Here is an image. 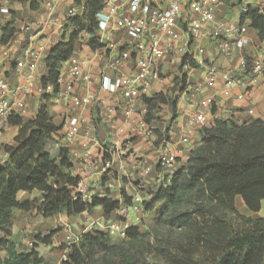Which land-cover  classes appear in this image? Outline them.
Here are the masks:
<instances>
[{"label":"trees","instance_id":"16d2710c","mask_svg":"<svg viewBox=\"0 0 264 264\" xmlns=\"http://www.w3.org/2000/svg\"><path fill=\"white\" fill-rule=\"evenodd\" d=\"M73 2L83 9L68 22L73 32L67 42L53 45L44 59L47 74L40 82L44 90L52 85L54 93L58 92L61 66L73 55L81 35L90 37L87 44L91 50L102 47L95 33L105 0ZM246 20L263 40L264 14L247 7L240 22ZM1 31V43L13 39L11 24ZM187 58L183 57V64L193 66ZM249 66L247 61L246 68ZM48 99V95L42 96L33 120H8L18 131L16 147L1 148L5 158H0V264H45L35 249L19 251L11 240L15 211L27 213L36 208L48 219L72 218L100 208L107 221L120 207L130 205L123 190L118 200L104 196L85 202L75 194L79 178L72 175L67 150L54 149L58 128L49 115ZM143 102L145 120L150 122L158 107L170 100L168 94L160 93L144 97ZM199 133V143L186 161L170 177H162L153 195L144 200L139 225L128 228L125 242L114 246L106 232L86 234L71 246L62 264H264V216L247 217L236 209L240 200L248 212L257 214L264 201V122L236 125L224 120ZM20 193L35 200H18ZM39 241L49 244L48 237Z\"/></svg>","mask_w":264,"mask_h":264},{"label":"crops","instance_id":"0c3cea01","mask_svg":"<svg viewBox=\"0 0 264 264\" xmlns=\"http://www.w3.org/2000/svg\"><path fill=\"white\" fill-rule=\"evenodd\" d=\"M86 0H83L85 3ZM116 4L117 13L126 14L127 9L121 4ZM174 0H151L159 7L164 8ZM176 1V0H175ZM181 4V15L175 26V49L171 55L157 62L160 80L148 86L146 98L156 94H168L170 103L160 105L153 113L154 119L150 122L145 120L147 109L143 98L134 101L133 105L126 102L120 93V81L116 71L109 68L113 60H117L118 70L129 75L133 72L135 52L128 45L125 34L114 26V22L106 23L104 28L98 27L95 37L102 47L91 50L88 46L89 36L81 35L75 43L73 55L61 66L60 75L65 82L70 81L68 72L71 68L70 59L77 60L82 73L90 74L92 84L86 86L81 81H76L69 98L66 101L59 100L58 92L45 91L40 79L45 77L47 71L42 62L37 65V79L33 92L23 100V108L11 116L10 121L21 120L28 122L33 120L39 110L40 101L44 94L49 96L47 107L54 125L58 128L53 136L54 149L61 145L65 134L66 125L71 126L76 137L72 148L79 153L88 151L86 167L82 162L72 161V175L83 180L87 192L93 197L102 198L107 196L112 200H118L123 190L131 200L137 193L146 200L156 191L162 180L158 172L156 162L162 148V144L168 138V142L176 156V166L183 164L189 152L195 148L200 140V131L192 130L188 135V143L181 142V135L186 121L197 110L201 100H208L212 111L221 119L229 120L236 125L252 120L264 122V76L257 78L252 89L247 95L241 88H225L224 82L227 77L247 75V69L241 64L249 61L254 56L260 44L257 32L250 27V21L243 24L248 26L246 46L236 45L232 56L222 57L217 52L213 41V34L218 21L228 22L238 20L247 7L257 8L250 0H236L230 3L218 5L213 10V21L205 24L197 38L190 39L187 35V22L189 20L188 0H177ZM53 6L52 9L49 7ZM74 6L73 0H0V80H4L9 86H21L24 82L21 71L16 68V63L22 62L25 67L33 65L32 61L23 55V49L27 44V36L22 32L25 24L36 21L40 16L50 17L53 23L42 32L41 37L55 45L58 42H67L73 28L65 22V11ZM80 8L78 16L82 14ZM106 14H112L106 9ZM264 14V10L262 11ZM11 24L15 30L14 37L7 43H1L2 29ZM107 44L115 45L114 49H107ZM188 44L190 54L186 55L193 66L183 64L178 48ZM199 50H203L201 55ZM127 52L128 58H123ZM48 53L44 56H46ZM197 59H202L204 65H199ZM213 68L216 73V83H207L208 70ZM108 77L113 86L112 91L101 89V78ZM202 85L200 93L193 92L194 87ZM64 88L60 87L59 91ZM87 97L95 100L97 105H80L82 98ZM152 127L151 134L148 128ZM18 127L0 120V143L2 146L16 147L14 138ZM95 138L96 142H92ZM0 146V148L2 147ZM114 148L115 154L109 169V176H104L102 157L107 149ZM122 152L121 156L116 153ZM2 153V152H1ZM54 153V152H53ZM135 159H139L145 166L151 167V173L147 176H139L132 170ZM109 180L113 187L108 189L105 182ZM18 200H24L25 194ZM240 201V200H237ZM264 202V201H263ZM240 203H242L240 201ZM243 205V204H242ZM244 207V206H243ZM250 217L264 216V210L260 209L257 214L248 212ZM102 220V210H94ZM82 215V214H81ZM114 212L109 220L117 217ZM142 214L129 212L127 222L129 227L138 226ZM91 225V224H90ZM93 225V224H92ZM101 227V224H98ZM83 233L85 230H82ZM70 238V237H68Z\"/></svg>","mask_w":264,"mask_h":264},{"label":"built area","instance_id":"2783aa9c","mask_svg":"<svg viewBox=\"0 0 264 264\" xmlns=\"http://www.w3.org/2000/svg\"><path fill=\"white\" fill-rule=\"evenodd\" d=\"M257 9L262 12L264 10V0H250ZM120 4V0H105V5L97 17L98 27L104 28L106 23L114 22V26L119 31L123 32L127 38L128 45L135 52L134 70L131 74L125 75L118 70L117 60H113L109 68L116 71L117 77L120 81V93L122 98L133 105L137 99L144 98L147 95L148 86L160 80V72L157 62L169 57L175 49V26L181 15V4L179 1H171L164 8L155 6L151 0H124L121 2L127 9L126 14L117 13L116 4ZM224 4L223 0H188L189 20L187 22V35L192 40L197 38L202 27L212 22L213 10L216 6ZM50 9L53 6L49 7ZM106 9H110L112 14H106ZM80 8L72 6L65 11V22L68 24L69 20L78 16ZM247 8L243 10L245 13ZM53 20L46 16H40L38 20L25 24L22 32L27 36V44L23 49V55L30 59L33 65L25 67L22 62L16 63V68L21 71L23 84L21 86L11 87L4 80H0V120L8 123L12 115L19 112L23 108V100L30 96L37 79V65L44 62V56L50 51L52 45L45 41L41 35L47 29ZM248 26L240 22V19L234 21H218L216 23L213 41L216 44L217 52L220 56L229 58L232 56L236 45L246 46ZM107 49H114L115 45L107 44ZM178 53L181 56L191 55L188 44L178 48ZM203 50H199L201 55ZM194 55V53H192ZM191 55V56H192ZM129 54L125 52L123 58H128ZM199 65H204L202 59L196 60ZM71 68L68 72L70 81L65 82L61 75L57 79L58 98L66 101L72 91L76 81H81L86 86L92 84V78L88 73H82L79 67L80 63L75 59H70ZM246 68V61L241 63ZM247 69V68H246ZM247 75L237 77H227L224 82L225 88H241L244 94L247 95L252 89L257 78L264 76V39L258 45L254 56L250 59V66L247 69ZM207 83L214 85L216 83V73L213 68H209ZM63 87L61 92L59 88ZM53 86L48 84L45 91L52 90ZM101 89L104 91H112L113 86L111 80L103 76L101 78ZM202 85L194 87L195 94L200 93ZM264 92V88H263ZM80 105L92 106L97 105L95 100H90L84 97L80 101ZM224 121L219 118L211 108L208 100H201L198 104L197 110L189 115L185 127L181 135V142L186 145L188 143V135L192 130L201 131L214 126L217 122ZM153 131L152 127L148 128L149 134ZM75 130L66 125L65 134L61 145L67 150L70 161L74 163L87 164L89 152H77L72 148L75 140ZM92 142H96L95 138H91ZM115 149H107L105 155L102 157V166L104 169V176H109V169L113 162ZM122 152L116 153L121 156ZM5 158V155L3 156ZM82 162V163H81ZM176 156L172 151L169 142L164 141L162 148L158 155L156 167L162 177H170L175 170ZM132 170L139 176H147L151 173V167L145 166L142 161L135 159ZM106 187L111 189L112 182L107 180ZM87 187L82 179L79 178L75 194L80 198L89 202L91 196L87 192ZM144 198L137 193L130 201V205L120 207L116 212L117 217L105 227V232L111 239L124 240L129 227L127 222V215L129 212L142 214ZM102 227V226H101Z\"/></svg>","mask_w":264,"mask_h":264},{"label":"rangeland","instance_id":"374dc122","mask_svg":"<svg viewBox=\"0 0 264 264\" xmlns=\"http://www.w3.org/2000/svg\"><path fill=\"white\" fill-rule=\"evenodd\" d=\"M0 146H2L1 143ZM1 148L0 158H3ZM18 198H22L21 193ZM29 198L35 200L33 196H25V199L29 200ZM236 209L244 216H251L244 210L240 201H236ZM261 210H264V202L261 203ZM98 224H101L102 227H99ZM107 224L108 222L104 219L101 220L95 211L72 218L56 216L48 219L43 218L36 208L27 213L15 211L11 240L18 246L19 251L35 249L45 264H62L67 259L71 246L77 244L82 236L95 231L105 232ZM150 224L148 221L144 225L148 227ZM144 229V227L140 228L141 232ZM82 230H85L84 233ZM42 237H48L49 244H42L39 241ZM123 242L125 241L111 239L114 246H120ZM2 256L5 255L2 254ZM96 259L99 260L98 257Z\"/></svg>","mask_w":264,"mask_h":264}]
</instances>
